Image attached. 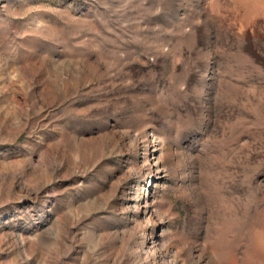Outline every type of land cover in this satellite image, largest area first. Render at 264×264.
Wrapping results in <instances>:
<instances>
[{"label": "rangeland", "instance_id": "rangeland-1", "mask_svg": "<svg viewBox=\"0 0 264 264\" xmlns=\"http://www.w3.org/2000/svg\"><path fill=\"white\" fill-rule=\"evenodd\" d=\"M0 264H264V0H0Z\"/></svg>", "mask_w": 264, "mask_h": 264}]
</instances>
